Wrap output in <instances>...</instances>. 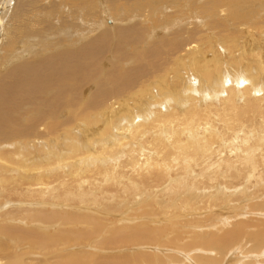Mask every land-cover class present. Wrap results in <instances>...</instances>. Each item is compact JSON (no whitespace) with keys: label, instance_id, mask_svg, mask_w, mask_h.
I'll return each mask as SVG.
<instances>
[{"label":"bare ground","instance_id":"obj_1","mask_svg":"<svg viewBox=\"0 0 264 264\" xmlns=\"http://www.w3.org/2000/svg\"><path fill=\"white\" fill-rule=\"evenodd\" d=\"M230 2L0 0V264H264V89L227 64L246 53L234 30L246 31V4L258 7L247 27L264 31V0ZM229 19L238 24L231 33ZM208 35L218 41L205 43ZM227 38H237L231 49ZM126 51L137 66L122 62ZM220 53L233 54L222 62ZM101 70L113 74L108 87ZM169 70L177 92L136 106L149 77L160 86ZM130 90L133 110L107 132L114 96ZM99 121L93 136L86 127ZM58 125L67 150L56 143ZM116 128L132 139L150 132L152 151L109 166L108 150L132 145L112 138ZM76 136L96 142L81 148ZM74 157L93 161L98 176L65 175ZM250 184L263 193L246 205ZM124 196L139 212L113 220L112 202ZM150 211L153 227L145 218L132 225ZM191 214L219 220L189 231L187 247L176 238ZM88 246L95 254L80 252Z\"/></svg>","mask_w":264,"mask_h":264},{"label":"rangeland","instance_id":"obj_2","mask_svg":"<svg viewBox=\"0 0 264 264\" xmlns=\"http://www.w3.org/2000/svg\"><path fill=\"white\" fill-rule=\"evenodd\" d=\"M234 1H236V0H231L229 9H232V7H233L232 4H233ZM236 6H234V7H236ZM257 9H258V7H254L253 4H246V6H245V15H246L247 18H246V21L244 22V24L251 25V24L254 23V22L251 21V19L254 18L253 17V12H254V10H257ZM172 15H176V14H172ZM229 20L231 21V23L227 24L225 26L226 27L225 29H228L229 32L231 33L232 29L229 26H233L234 27V25L238 26V24L233 19H229ZM256 20H259V19L256 18ZM108 24L111 25V23H109V21H108ZM247 25H245L246 31H243L242 34L238 33V29H234L237 32L236 33V37H239V38L244 40V46H245V52H246L245 55L241 56L239 58H236L235 62H233L234 59H232L230 64L227 61H228L229 55H231L233 53H229L227 55H225L224 53H220V56L222 57V62H227V64L229 65V68L233 71V75H237L241 71H243L244 73H246L248 75H254V77L258 78L257 81L261 83V86L264 89V80H263V78H264L263 77V75H264V31L261 30V29H263L261 27V25H254L251 28H248ZM198 28L201 29L200 26H198ZM228 35H230V34L228 33ZM206 37L207 38L204 39L206 41V42L204 41L205 43L209 44L210 42L214 43L215 41H218L217 40V36H215L216 38L213 37L212 35H208ZM208 38H211V39H209L210 41H207ZM165 39L166 40H172L171 44H175L177 42L173 36H168V39H167V37ZM235 39H237V38H233V39H229V40L227 38V41H228L227 46L229 48H230V46L228 44H229L230 40H231L230 43H233V40L235 41ZM192 41L190 40V42H192ZM211 48L213 49V47H211ZM126 52H128V51H126ZM257 52H259L260 58L255 57L257 55ZM136 54L137 53H133V52L129 53L128 52L125 56L122 57L123 59L120 57L119 60L121 61V59H122L123 63L125 61H127L128 62L127 64H130V66H137V64H138L137 59L139 57H137V59L135 61H132V62L129 60L131 58V56L133 58ZM179 59H180V56H179V58H177V61ZM184 62L187 63V60H184ZM190 62H193V60L190 61ZM115 65H117V64H115ZM171 66H172V69H173V65H171ZM184 67L186 69H188L190 66H189V64H185ZM194 67L195 68L197 67V69H198L199 65H196ZM115 68H120V71L125 72L129 67L125 66V65L124 66L120 65V67H115ZM171 70H169L165 74V78H166L165 80H159L160 86L157 85L158 84L157 83L158 82L157 79L155 77H153V76H150L149 80H147L146 83L141 88L140 96H137V98H139L140 101L135 102V105L138 106V107L140 105L145 107L147 104L149 106L151 104H153V103L157 104V103L161 102L162 98L166 94H170L171 92H177V89L175 88V86L169 80V75L171 73ZM239 70H241V71H239ZM126 74L127 73H125L124 75H126ZM203 74H207V70L206 69H202V75ZM96 75H97V78L100 77V79L98 81L99 84L107 86V87L109 86V84H111V82L113 80V76H110V75H113V74L109 73V71L107 72V71L101 70ZM98 82L96 81L95 84H97ZM199 82H200V79L195 80L194 83L197 84ZM149 83H152V85H149ZM154 88H159V92H155ZM114 94H116V93H114ZM122 97H125L123 99L124 102L122 101ZM114 99H115L114 101L116 102V104H115V106L110 107V110H111V112H113L115 114V116H116V113L118 115L116 117L114 116L115 117L114 119H112L111 117L109 118V116H108L106 121L103 123L102 128H104L106 126V124H107V128H106L107 132H111L112 124L114 123L116 118H119L121 116H125L127 114L129 115L130 112L127 110V108L130 109V110H133L132 104L130 103V101L133 100L132 99V90L127 91V92H125L122 95L121 94L115 95ZM124 104H125V106H124ZM119 105H120V107H119ZM74 119H75V117L73 118V120ZM58 120L59 121H63L64 119L58 118ZM100 124H101L100 121L98 123H94L93 122L92 124L87 125L86 129L89 130L88 132L91 135L95 136L94 134H97L99 132V130H100L99 129L100 126H101ZM94 125H96V126H94ZM218 125L220 126L221 124L218 123ZM57 129L58 130H57V135H56L57 136L56 143L63 150H67V146L65 145V142L63 141L65 136L64 137L61 136V134L63 133L62 131H60L62 129V127L60 125H58ZM117 133H119L118 137L124 136L127 139V142L129 144H132V145H129L126 148L125 152H117V151H109L108 150V152L106 153L104 158H106L107 160H111V163L109 164V166H112V165L123 166L125 161L129 160V158H130V156L132 154L136 155L139 152L143 153L144 152V151H142L143 149H145L146 151L150 150V152L152 151L151 147L150 146L148 147V144H147V140L151 139V137H149V136H151V134H148L150 132L143 133V134H140L138 132L136 134L135 138L132 139L131 135L129 134V132H124V131L122 132V131H120V130H118L116 128V130L112 133V138ZM144 134H147V135H144ZM242 134L243 133H240L241 136H242ZM102 137L103 138H108L107 137V133L106 134H102ZM96 138L99 139L101 137L96 135ZM77 140H78V143L80 144L81 148H85L86 143L91 144V143H95L96 142L94 139H87L85 141L84 139H82L79 136H76L73 141L76 142ZM95 147H96L95 149L98 148V144L97 143L95 144ZM129 149H131L132 151L127 154V152H128L127 150H129ZM85 151H86V149H85ZM56 152L59 153L60 151L58 149H56ZM97 155H98L97 152H93V154H90V157L91 158H95ZM82 156H84V155H82ZM79 159H80V157H74L71 161L68 162V165L70 166V169H69V172L67 171L68 173H64L65 175H70L71 173H72V175H75V174L80 175V173H82L83 171L86 170V171L90 172L91 175L98 176L97 172L93 170V167H94L93 161L90 162L88 160H85L82 163H80ZM94 162H95V164L99 163L98 159H94ZM94 173H96V174H94ZM173 178H176V176L174 175ZM217 181L221 182L222 180H217ZM230 186H232V185H229V187ZM234 189H235L234 187L229 188V192H230L231 195H232ZM140 190H143V189L140 188ZM246 190L248 191L249 194H247V196H244V199L247 200L245 202L246 205H249V203L253 200V198L257 199L258 196H260V194L263 193L262 190H264V186H263L262 190L258 191L257 188H256V185L250 184L247 187ZM127 197L128 196L119 197L115 201L112 202L114 210L112 211L111 218L113 220H117V218L119 217V218H123V221H125V220H127L126 217H125V215L127 213H129L131 211L134 212V213H138L139 212L138 208H136L137 206H133V198H130L129 201H126V202L124 201V199L127 198ZM129 197H131V196L129 195ZM138 198H140V197L137 196L136 199H138ZM105 204L106 203H104V202L101 203L100 204V208L103 209ZM128 206H133V207L128 208ZM68 211H70V210H68ZM155 214H153L150 211L147 214V216L138 217V218L134 219L132 221V225L138 224L139 222L142 221L143 218H145L146 221L149 222V225H151L153 227L154 223L152 222V220H153V218H155V216H154ZM11 218H13V217H11ZM208 219H209L208 215H194V214H191V215H188V216L182 218V220L180 221V224H179V228H178L179 237H177L176 239H179L181 244H187V247H188V245L190 243H193V241L191 240V235H192L191 232H197V231L204 232V230L206 229L205 225H207L209 223L217 222L219 220V218H216V217H213V216H211V218L209 220ZM129 223H131V221H128V224ZM35 224H36L35 222L34 223H28V225L30 227H34ZM198 227H201V228H198ZM189 231H191V232H189ZM202 236H204V235L202 234ZM174 241H175L176 244H178L176 242V240H174ZM248 245H250V243L246 244L245 247L247 248ZM75 250L76 249H72L70 252H74ZM80 250H81L80 252H90V253H93V254H95L94 252H96L95 249H92L89 246L88 247H82V248H80ZM26 255H28V254H26ZM239 256L240 257H242V256L245 257V255H242V254H239ZM248 258H250V256ZM212 263L215 264V262H212ZM227 264H231V263H227Z\"/></svg>","mask_w":264,"mask_h":264}]
</instances>
